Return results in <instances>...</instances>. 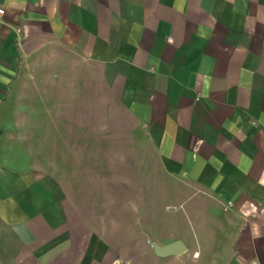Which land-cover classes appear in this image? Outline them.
<instances>
[{
	"label": "crops",
	"instance_id": "obj_1",
	"mask_svg": "<svg viewBox=\"0 0 264 264\" xmlns=\"http://www.w3.org/2000/svg\"><path fill=\"white\" fill-rule=\"evenodd\" d=\"M0 9V264H264V0ZM46 108L67 120L30 118ZM116 111L144 145L143 175L174 183L165 215L151 200L128 215L124 200L73 198L62 167L46 168L47 145L72 159ZM175 239L181 253L154 252Z\"/></svg>",
	"mask_w": 264,
	"mask_h": 264
},
{
	"label": "rangeland",
	"instance_id": "obj_2",
	"mask_svg": "<svg viewBox=\"0 0 264 264\" xmlns=\"http://www.w3.org/2000/svg\"><path fill=\"white\" fill-rule=\"evenodd\" d=\"M56 82H59L58 79ZM78 83L81 84L82 81ZM84 86H75L72 93L71 88H68L70 93L75 96L67 107H74L78 101L84 100L86 95ZM40 102V105L44 104L45 107L53 108L54 105H57V97L45 95L40 97ZM58 112L57 110L49 112L46 108L40 112H30L29 116L31 119L39 120L45 124L50 123L51 120L57 121L61 117L66 121L68 110L67 112L65 110ZM93 133L99 142L89 145L88 151L85 150V145H78L76 149L73 147L72 159L57 160V151L60 150L55 148L56 145L46 146V168L54 172L57 170V165L62 167L63 172L67 173V178L71 179L72 184L69 183V187L76 190L69 191L68 194L79 200L88 199L98 203L103 199L124 200L128 215L133 211V208L128 206L133 207L136 203V206L141 207L144 202L147 203L149 200L157 204L159 216L160 214L165 215V211L169 212L175 209L176 198L174 199L169 193L171 187H174L173 181L163 175L160 170L156 171L155 168L152 170V175H143L147 165L145 160L139 157V152L144 150V145H135L128 141L133 134V129L122 114L117 111L111 113L108 127H104V129L96 127ZM106 135L109 136V142L105 141L104 136ZM118 137L119 140H117ZM123 137L125 142L122 141ZM103 138L104 141L101 142ZM74 151L77 153L76 155ZM55 156L56 158H54ZM103 188L105 191L102 190ZM163 205L165 206L163 207ZM161 211L163 213H160Z\"/></svg>",
	"mask_w": 264,
	"mask_h": 264
},
{
	"label": "water",
	"instance_id": "obj_3",
	"mask_svg": "<svg viewBox=\"0 0 264 264\" xmlns=\"http://www.w3.org/2000/svg\"><path fill=\"white\" fill-rule=\"evenodd\" d=\"M151 244L154 252L160 256L169 255V254H179L185 250V244L180 239L172 240L163 245H160L155 241H151Z\"/></svg>",
	"mask_w": 264,
	"mask_h": 264
},
{
	"label": "built area",
	"instance_id": "obj_4",
	"mask_svg": "<svg viewBox=\"0 0 264 264\" xmlns=\"http://www.w3.org/2000/svg\"><path fill=\"white\" fill-rule=\"evenodd\" d=\"M2 11V9H0V12Z\"/></svg>",
	"mask_w": 264,
	"mask_h": 264
}]
</instances>
